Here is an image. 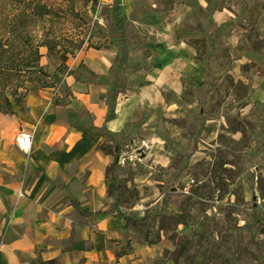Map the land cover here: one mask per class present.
Returning <instances> with one entry per match:
<instances>
[{
  "label": "rangeland",
  "instance_id": "rangeland-1",
  "mask_svg": "<svg viewBox=\"0 0 264 264\" xmlns=\"http://www.w3.org/2000/svg\"><path fill=\"white\" fill-rule=\"evenodd\" d=\"M43 2L59 15L25 21L22 41L11 33L0 48L2 63H19L37 39L58 44L40 49L50 75L27 70L7 84L20 85L15 110L41 89L69 97L56 77L67 71L58 68L66 50L68 59L82 49L110 55L102 72L83 63L74 72L97 84L110 109L143 85L160 97L154 107L140 104L121 132L94 128L84 105L76 111L72 122L99 135L110 163L98 211L57 199L75 205L74 225L125 217L151 247L149 264H264V0ZM223 8L218 22L213 10ZM115 246L120 253L131 244Z\"/></svg>",
  "mask_w": 264,
  "mask_h": 264
},
{
  "label": "crops",
  "instance_id": "crops-1",
  "mask_svg": "<svg viewBox=\"0 0 264 264\" xmlns=\"http://www.w3.org/2000/svg\"><path fill=\"white\" fill-rule=\"evenodd\" d=\"M225 8L214 9L222 22ZM111 57L100 50H80L67 59L75 70L81 63L104 71ZM72 93L56 104L52 89L27 95V109L12 114L0 110V264H149L151 247L139 239L125 217L108 214L74 225L76 200L84 211L100 209L97 200L107 195L110 158L101 153L100 137L70 123V110L82 105L93 114L92 126L110 132L126 130L140 104L154 107L160 97L153 85L151 97L144 86L118 99L116 116L107 119L109 107L97 84L75 73L56 75ZM21 129L32 135V148L22 151L16 143ZM130 242L126 252H116V242Z\"/></svg>",
  "mask_w": 264,
  "mask_h": 264
},
{
  "label": "trees",
  "instance_id": "trees-1",
  "mask_svg": "<svg viewBox=\"0 0 264 264\" xmlns=\"http://www.w3.org/2000/svg\"><path fill=\"white\" fill-rule=\"evenodd\" d=\"M29 3L28 6L30 8L29 13H27V9H25L26 3ZM59 13L56 8L49 6L46 2H43V0H0V48L3 49V38L6 37L8 34H16L15 36H18V42L22 41V33L25 32L26 29H24V22L25 21H32L34 25H36L38 22H40L41 19L44 21L51 22L54 17L58 16ZM46 46L48 48V51L54 52L56 48L58 47L57 43H53L52 41H48L45 39L42 40H35L31 44V52H30V59H25L24 57L22 60L19 61V63L13 61L11 63H2V53H0V110L3 111L6 114H12L15 111L14 104H17L19 107L22 106V100L17 98L18 89L20 87L19 84L15 85V88H12V90H7V84L13 79L14 75H17L20 77L24 73L29 70L30 72L35 73H45L46 75H50L47 71L45 72L43 70L44 65L41 64V47ZM69 51L66 50L62 53V63L58 65V68L60 66H64L67 68L66 73L61 72L62 75L65 74H71L74 73L75 70L69 69L68 65L66 64V60L68 59ZM60 71V69H59ZM17 78V77H16ZM62 80V77L59 79V81ZM58 83V82H57ZM67 88V94H71V88L69 85L64 84ZM41 88L43 87H55V82H44L40 85ZM11 93V95L14 98L13 102L11 99H9L8 94ZM36 93V92H35ZM56 95V92L54 93V96ZM55 98V97H54ZM54 103L56 104H62L67 105V102L64 99H53ZM115 104L109 108L107 119H111L116 116L115 113ZM27 106V104L25 105ZM24 108V106H23ZM76 111L70 110V123L75 128H78L79 130H83L84 128L79 127L77 124L72 122V118L76 116ZM93 136H97V134H93ZM110 179V178H109ZM78 203V202H77Z\"/></svg>",
  "mask_w": 264,
  "mask_h": 264
},
{
  "label": "built area",
  "instance_id": "built-area-1",
  "mask_svg": "<svg viewBox=\"0 0 264 264\" xmlns=\"http://www.w3.org/2000/svg\"><path fill=\"white\" fill-rule=\"evenodd\" d=\"M32 133L25 129H21L16 134V143L22 151H29L32 148Z\"/></svg>",
  "mask_w": 264,
  "mask_h": 264
},
{
  "label": "bare ground",
  "instance_id": "bare-ground-1",
  "mask_svg": "<svg viewBox=\"0 0 264 264\" xmlns=\"http://www.w3.org/2000/svg\"><path fill=\"white\" fill-rule=\"evenodd\" d=\"M143 90H144V93H145L148 97H150V98L152 99V101L154 102L153 97H151V94H150L151 87H149V86L146 85V86H144Z\"/></svg>",
  "mask_w": 264,
  "mask_h": 264
}]
</instances>
